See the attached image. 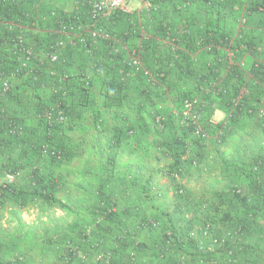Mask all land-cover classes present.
Returning a JSON list of instances; mask_svg holds the SVG:
<instances>
[{
  "label": "trees",
  "instance_id": "trees-1",
  "mask_svg": "<svg viewBox=\"0 0 264 264\" xmlns=\"http://www.w3.org/2000/svg\"><path fill=\"white\" fill-rule=\"evenodd\" d=\"M150 1L156 6L151 12L144 10L141 12L133 11L132 13H123L120 10L113 11L107 20L108 22H106L112 38L101 39L94 50V54L104 58L101 64L96 65V68L88 64L89 56L84 52L76 48L65 50V65H55L56 68L65 67L72 72V76L68 80L69 93L66 99L65 112L72 122V126L78 125L80 120L85 118L82 117V113L93 101L92 88L94 82L92 78L97 76L101 79L99 98L102 100L103 106L120 105L132 97V101H135L139 106L141 103H145L149 107L148 117L154 134L160 132L162 134L168 127L173 128L170 137L166 138V136L163 137L164 134L162 135V142L164 143L162 146L166 151L173 152L175 164L181 162L188 146L192 145V143L188 144L189 142L197 144L211 139L213 143L220 144L224 139H227L228 132L237 125L239 118L252 119L255 117L259 122L258 129L252 130L246 136L248 142L244 150L241 151L249 158V163L236 176L235 183L229 187L228 191L229 195L238 198L247 208H252V212L249 209L243 214H234L233 216V214L228 215L226 213L221 216L220 220H228V227L231 228L225 236L227 246L222 245L225 248L224 253L217 256L220 254L216 250L218 245L215 246L213 252L208 253L199 252L197 249L200 240L204 244H209L212 237L219 235L218 233H215V236L212 235L213 226L210 224L201 226L200 238H196L192 243L193 248H190L189 242L186 241L185 232L173 224L170 215L164 209L160 210L155 207L156 212L153 216L151 214L140 216L138 215L139 208H134L138 214L133 218V222L128 223L122 218L128 214L127 209L118 208L115 204L98 206L95 208V212L100 215L105 213L107 209L115 207L114 211L105 214L101 222L96 223L98 228L106 230L110 234V246L98 248L91 254L88 250L91 246H86L91 233L82 229L80 240L64 239L63 243L67 255L63 261L69 263L73 259L81 260L75 252L87 250L91 254L89 255L91 258L94 252L111 251L110 262L102 264H144L140 258L146 252H151L153 259L155 258L149 264H159V262L177 264V256L180 253L188 256L185 264H194L199 257L214 258L217 264H225L224 256L230 249L238 261L237 264H264V115H258L259 110L264 109V10L259 8V6L264 7V0ZM50 12V9H45L38 0L0 2V18L14 19L19 16L21 19L19 24L25 26L27 38L34 42L38 52L47 51L50 44L61 35L58 22H66L72 19L75 13H66L64 10L55 9L52 16ZM43 15L46 16V20H42ZM241 16L246 17L244 24L239 23ZM183 20H185L184 23H182ZM227 20L235 23L237 26L235 31L228 28L229 22ZM32 22H36V26L32 25ZM114 24H116L115 29H111ZM183 28L186 32H182ZM17 31L14 29L13 33L15 34ZM169 31L172 34L171 37L183 38L186 48L185 51H179L182 58L185 59L184 62L178 63L174 67H167L168 51L165 46L160 48L156 42L157 38H162V36L164 38L166 32ZM144 33L149 34L150 38L142 40L144 45L143 65L148 68L159 66L165 71L166 78H162L160 90L156 85L146 86L139 71L134 78L119 79L113 64L122 55L112 53V46L126 43L130 37L136 40L142 37ZM188 40H191L192 43L189 44ZM198 40L204 41V49L207 44H212V47L206 50L202 57L208 58L209 55L222 54L223 52L217 48L220 46L217 45H223L234 53L232 63L225 62L222 65L221 70L224 73L221 84L222 91L215 97L202 96L206 103L204 120L214 113V108L211 107L212 102H219L225 113L224 119L215 125L204 123L208 136L202 139L192 137L186 128L174 124L171 119L172 109L180 104L181 99L197 91V86L201 80H195L196 74L205 72L204 66L198 69L194 61H191V58H195L192 57L197 49L195 47H199L196 44ZM110 56L114 60L108 62ZM155 56H159L157 61H155ZM242 59L246 61L245 68L240 65ZM5 60L8 64L15 63L9 58ZM35 64L40 72V79L34 81L30 75H19L20 78L13 85L11 92H8L0 100V107L3 108V111L0 110V170L3 174L1 176L4 177L9 172L14 174L12 182H5L4 180L0 182V205L6 200L14 201L18 206H24L35 199L47 203L57 201L54 196V188L51 186L53 179L48 172L49 167L44 164L46 162L60 163L66 159L69 142L65 131L64 135L62 130L65 129L64 127H70V125H49L42 117L44 109L52 102L54 93L49 87H41L39 81L47 77L43 68L52 67L53 64L45 59L43 61L35 60ZM178 68L182 72L186 71L184 75L187 77V81L182 85L172 81V77H170ZM86 76L91 78L88 85H85ZM205 76L206 74L203 77ZM133 91H136L134 94H138V96H131L130 92ZM238 96H240V100L237 105H234L233 100ZM137 98L139 99L136 100ZM12 100H15L17 105L12 103ZM26 109L29 110L26 111ZM162 113L166 115V125L164 129L160 130L155 122V116L157 114L162 115ZM30 114L37 119L35 128L32 130L25 119ZM91 117V122L95 128L102 126L103 118L99 113ZM13 122L22 127L21 134L9 133ZM128 129L133 130V127ZM244 138L241 139V142ZM46 143L57 152L55 156L43 154L42 147ZM177 195L182 197L185 194L177 192ZM218 195L224 197L223 194L218 193ZM119 209L122 211L120 212ZM147 218L158 220L159 226L146 230L137 229L138 222ZM206 226L209 229L206 231L207 236L203 237L202 230ZM141 231H147L149 233L148 238L140 240L137 232ZM91 232L93 235V229ZM52 239L56 241L57 236L55 235ZM167 241L170 242L168 246ZM71 246L75 247V250H72ZM131 252H134L133 259H131ZM161 253L163 254L162 257H160ZM0 264H14V262L2 260L0 257Z\"/></svg>",
  "mask_w": 264,
  "mask_h": 264
},
{
  "label": "crops",
  "instance_id": "crops-1",
  "mask_svg": "<svg viewBox=\"0 0 264 264\" xmlns=\"http://www.w3.org/2000/svg\"><path fill=\"white\" fill-rule=\"evenodd\" d=\"M47 1V3L45 2L47 10L70 8L73 10L74 8V0ZM131 5L135 10H139L137 1H131ZM134 40V38H128L125 44L132 45ZM188 43L191 44L192 41L188 40ZM195 48L197 49L193 53V57H197V61L194 63L196 68L201 69L205 58L202 55L206 49ZM175 72L170 77H175L177 84H184L187 81V77L184 75L186 71L182 72L178 68ZM92 79L98 84L95 87L93 85V101L82 113V117L85 118L80 120L78 125L67 126L69 128L65 132L69 142L66 159L60 163L46 162L50 177L53 179L51 186L54 188V196L57 201L55 203L40 201L39 204L33 205L35 209H30V211H34L29 213L23 209V212L26 213L22 212V217H17L16 226H11L12 223L8 226L5 223L1 225L0 253L16 250L17 254L23 256V260L17 258L10 260L14 263L95 264L91 257L85 261L78 259H73L69 263L63 261L67 255L63 241L65 237L74 241L80 240L83 226H90L94 232L86 244V246H91L88 249L90 253L98 248L110 246L111 240L108 231L98 228L93 222L96 207L115 204L118 208H125L124 210L127 209L128 214L124 213L125 216L122 218L130 223L138 214L134 208H139L138 215L140 216L146 214L153 216L156 212L154 208L156 203L168 205V199L159 201L155 198L156 187L163 186V190L166 191L169 186L165 182L166 179H161L160 176L156 178V182L153 181V170L158 167L155 163L154 152L160 151L164 143L162 142L163 138L154 135L151 130V121L148 117L149 107L145 103H141L139 106L135 101H132V97L124 101L123 104L105 107L99 98L101 79L97 76ZM135 92H130V95L134 96ZM216 103L218 107L214 110V118L223 120L225 113L221 109L220 103ZM28 110L26 109V111ZM97 113L103 118V124L95 128L91 122V116ZM25 119L31 130L35 128L36 117L30 114ZM130 127H133V130L128 129ZM127 129L128 131H126ZM195 189L199 194L198 188ZM17 207L27 208L28 206L26 204L24 206L17 205ZM42 219L46 221L43 222ZM62 225H65L66 229L60 230ZM137 234L140 240L149 236L147 231L137 232ZM55 235L57 236L56 241L52 239ZM42 239L47 240L48 245L42 243ZM3 248H5L4 251H2ZM140 259L144 264L155 260L151 252H146ZM159 264L164 263L159 262Z\"/></svg>",
  "mask_w": 264,
  "mask_h": 264
},
{
  "label": "built area",
  "instance_id": "built-area-1",
  "mask_svg": "<svg viewBox=\"0 0 264 264\" xmlns=\"http://www.w3.org/2000/svg\"><path fill=\"white\" fill-rule=\"evenodd\" d=\"M1 1L16 2V0H0V2ZM131 1L133 0H74V8L70 11V13L75 12L72 19H69L66 22H58V28L61 35L50 44L47 51L44 50L38 52L35 49L34 42L27 38L25 26L19 24V21L21 20L19 16H16L17 18L14 19H7L6 17L0 18V100L8 92H11L13 85L20 78L19 75H30L32 80H39L40 72L37 70L35 60L43 61V59H45L53 64V66L43 68L47 77L39 82L41 87H49L51 89L52 93H54V98L44 109L42 117H44L49 125L64 124L72 126V122H70L68 115L65 112L66 99L69 93L68 80L72 76V72L65 67L56 68L55 65H65L66 59L64 54L67 48H76L79 51L84 52V54L89 56L88 64L93 67L95 66L94 68L97 67L96 65L101 64V61L104 58L94 54V50L97 48L101 39L112 38L106 22H108L107 20L112 15L113 11L120 10L123 13H132L133 11L141 12L144 10L151 12L156 8L150 0H134L137 1L139 5L137 7L139 10H135L133 5H131ZM259 8L260 10H264L263 6H259ZM50 11L53 16L55 9H50ZM42 20H46L45 15L42 16ZM184 21L185 20H183L182 23H184ZM245 22L246 17L241 16L239 23L244 24ZM32 25L36 26V22H32ZM14 29L18 30L15 34L13 33ZM182 32H186V30L183 28ZM182 32H180V34H182ZM171 36L172 34L169 31L166 32L164 38L162 36V38L159 37L156 39L158 46L160 48L165 46L168 51L169 58L167 67H174L176 64L182 63L185 60L179 53V51L186 50L183 38ZM149 38L150 35L144 33L142 37L137 38L130 46L128 43L127 45L125 43H119L112 46V53L122 55L113 64L117 70L119 79L125 80L134 78L139 71L146 86L149 87V85H156L157 88H159L158 90H160L162 88L161 80L162 78H166L164 69L159 66L148 68L145 67L142 62V53L144 51L142 40ZM203 43L204 41L200 40L196 42L200 48H204ZM217 46H220L217 48L223 53L214 56L209 55L208 58L205 57L203 59L205 72L202 74L198 73L195 77L196 81L201 80L200 84L197 86V91L191 93L189 96L183 97L180 104L172 109L171 119L173 120V123L186 128L188 133L195 138L202 139L208 136L207 128L204 126V123L215 125L218 122L213 114L207 116L205 120L203 119L206 115L204 110L206 103L202 96L210 95L211 97H215L222 91L221 84L224 77V73L221 70L222 65H224L225 62L232 63L234 58V53L227 47L223 45ZM211 47L212 44H207L205 49L209 50ZM124 51L125 53H123ZM158 57L159 56H155V61L158 60ZM7 58L15 63L8 64L5 60ZM113 60L114 58L112 56L108 58V62ZM191 61H197V57L193 59L191 58ZM240 65L242 68H245L246 61L242 59ZM205 74L206 76L203 77ZM90 79L91 78L86 76L85 85H88ZM239 100L240 96L236 97V99L233 100L234 105H237ZM211 107L215 110L218 107L217 103L212 102ZM0 110L3 111V108L0 107ZM258 115L263 116L264 109H260ZM155 122L160 130L165 128V117L161 114L155 116ZM21 131L22 127L15 122H13L9 129L10 134H21ZM42 152L43 154L50 156H55L57 153L48 143L42 147ZM3 178L5 182H12L14 174L10 172L6 173ZM114 210L115 207L107 209L105 213L97 218V222H101L106 213ZM158 226V220L147 218L138 222L136 228L146 230L157 228ZM208 229L209 227L206 226L204 230H202L203 237L207 236L206 231H208ZM87 233H89V230H87ZM168 245H170V242L167 241V246ZM216 245H220L219 240L216 237H212L209 244H204L200 240L197 249L202 253L213 252ZM70 248L75 250V247L73 246ZM75 254H77L78 258L83 261L90 257L87 250H78ZM130 255L132 256L131 259H133L134 252H131ZM162 256L163 254L161 253L160 257ZM224 257L225 264H237L238 262L230 249L226 252ZM111 258V251H97L92 255V260L98 264L109 263ZM187 259L188 256L184 253H180L177 256L176 262L177 264H185ZM194 264H217V261L214 258L204 259L203 257H199Z\"/></svg>",
  "mask_w": 264,
  "mask_h": 264
},
{
  "label": "rangeland",
  "instance_id": "rangeland-1",
  "mask_svg": "<svg viewBox=\"0 0 264 264\" xmlns=\"http://www.w3.org/2000/svg\"><path fill=\"white\" fill-rule=\"evenodd\" d=\"M38 2L45 8V2L47 3L48 1L38 0ZM70 11L71 8L65 9L66 13ZM227 22H229V29L232 28L234 31L237 29V26L231 20H227ZM114 27H116V24H114L111 29H115ZM129 39H131V37ZM171 80L176 82L175 77H172ZM96 84L98 83L94 82V87ZM11 102L17 105L15 100ZM162 116H164L166 120V115L162 113ZM257 126H259V122L255 117L252 119L247 117L242 119L239 118L237 125L232 128V131L228 132L227 139H224L220 144L213 143L211 139L197 144L189 142L188 144L192 143V145L190 147L188 146L179 164L174 163V154L170 150L166 151L162 148L160 151L154 152L156 155L155 163L158 167L156 170H153V181L156 182V178L160 176L161 179H166L165 182L169 186V189L166 191L163 190V186L156 187V200L162 201L168 199V205H159L156 203L155 206L160 210H166L173 224L185 232L186 241L189 242L190 248H193L192 243H194L195 239L200 238L199 232L202 228L201 226L210 224V226H213L212 235L215 236V233L219 234L216 238H218L220 245L216 246V250L220 253H218L219 255L217 256H220L224 253L223 250L225 248L223 246H227L225 236L229 228H231L230 226L228 227V220H220L221 216L226 213H228V215L233 214V216L234 214H243L249 209L252 212V208H247L238 198L229 195L228 191L229 187L235 183L236 176H238L242 172L244 166L249 163V158L241 151H243L244 147L247 145L248 141L246 140V136L252 130H257ZM64 128L62 133L65 135L64 131L66 132L69 127ZM172 131L173 128L168 127L167 130L162 133L164 134L163 137H170ZM162 134L160 132L154 135L162 137ZM242 138H244L243 142H241ZM46 164L47 163L44 165ZM1 175L3 174L0 170V182H3L4 178ZM196 187L198 188L199 194L195 191ZM177 192H183L185 195L182 197L178 196ZM218 193L223 194L224 197L218 195ZM36 203L39 204L40 200L35 199V201H30V203L27 204V208H18L17 203L6 200L0 205V228L3 223L7 226L10 223H12L11 226H16L18 223L17 217H22L23 209H26L27 213L33 212L34 210L30 211V209H35L33 205ZM26 212L24 211L23 214ZM95 214L93 222L96 225V223H98L97 218L100 214ZM41 221L45 222L46 220L42 219ZM39 223L40 221L37 223V226ZM43 228H45V226H43ZM64 229H66V226L62 225L60 230ZM82 229L86 231L89 230V233L92 235V228L90 226H83ZM64 239L68 238L65 237ZM41 242L48 245V241L45 239H42ZM47 245L44 246L47 247ZM4 249L5 248H3L2 251H4ZM0 257L2 260L5 259L9 261L16 258L18 259L19 257L20 260H23V256L17 254L16 250H9L8 253L4 254L0 253ZM14 264H18V262Z\"/></svg>",
  "mask_w": 264,
  "mask_h": 264
},
{
  "label": "clouds",
  "instance_id": "clouds-1",
  "mask_svg": "<svg viewBox=\"0 0 264 264\" xmlns=\"http://www.w3.org/2000/svg\"><path fill=\"white\" fill-rule=\"evenodd\" d=\"M224 119V118H223ZM218 121H220V120H218ZM19 260H20V257L18 258Z\"/></svg>",
  "mask_w": 264,
  "mask_h": 264
}]
</instances>
